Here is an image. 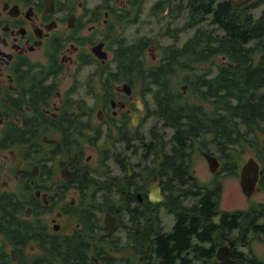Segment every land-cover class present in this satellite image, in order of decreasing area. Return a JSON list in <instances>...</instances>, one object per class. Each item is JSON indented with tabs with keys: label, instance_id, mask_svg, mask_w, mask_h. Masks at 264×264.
<instances>
[{
	"label": "flooded vegetation",
	"instance_id": "obj_1",
	"mask_svg": "<svg viewBox=\"0 0 264 264\" xmlns=\"http://www.w3.org/2000/svg\"><path fill=\"white\" fill-rule=\"evenodd\" d=\"M133 4L0 0V264H157L154 241L176 222L165 229L152 218L169 211L184 185L169 168L168 126L155 113L152 82L131 80L135 61L122 60L143 41L133 37ZM146 40L144 55H154L156 41ZM86 67H95L91 83L105 96L74 98ZM119 69L128 77L112 79ZM260 164V191L251 196L241 170L229 175L247 204L225 209L220 201L211 216L215 230L206 243L215 259L228 245L233 259L264 261L252 251L264 243V200L251 202L264 192ZM154 186L159 201L151 198ZM249 212H256V232ZM107 213L117 220L111 230ZM192 242L201 241L194 234Z\"/></svg>",
	"mask_w": 264,
	"mask_h": 264
},
{
	"label": "trees",
	"instance_id": "obj_2",
	"mask_svg": "<svg viewBox=\"0 0 264 264\" xmlns=\"http://www.w3.org/2000/svg\"><path fill=\"white\" fill-rule=\"evenodd\" d=\"M144 1L131 0L138 13ZM170 2L175 6L172 15L184 13L186 22L176 29V34L168 32L174 42L162 49L159 63L154 65L144 58L146 39L122 60L135 61L131 80L152 82L155 113L172 130L169 168L174 169L175 175H183V191L168 203L169 211L176 216L174 230L154 241L156 262L208 264L216 258V249L202 244L210 240L215 230L211 216L219 212L223 185L220 179L211 184L200 182L191 170L193 149L188 150L199 143L201 149L218 154L223 163L220 171L228 175L238 171V161L247 145L264 160V9L259 16L251 11L264 5V0L247 7L232 0H162L152 10L160 12ZM208 19L212 30L197 29L184 44L177 45L181 31ZM219 56L225 61H218ZM124 65L128 68L130 63ZM125 77L128 72L123 69L112 74V79ZM181 83L187 84L186 93ZM185 198L195 201L185 205ZM248 222L249 227L253 226L252 232L260 230L256 212H249ZM152 223L161 225L158 215L153 216ZM194 234L201 245L193 244ZM187 252L191 258H182ZM236 260L262 264L259 259Z\"/></svg>",
	"mask_w": 264,
	"mask_h": 264
},
{
	"label": "rangeland",
	"instance_id": "obj_3",
	"mask_svg": "<svg viewBox=\"0 0 264 264\" xmlns=\"http://www.w3.org/2000/svg\"><path fill=\"white\" fill-rule=\"evenodd\" d=\"M155 1H160V0H145L143 2L142 7L139 9L138 15H136L137 16L136 17L137 25H135L136 34H133V37L137 38V40H139L140 38L142 39L150 38L156 41L153 44L154 45L153 48H155L153 52L155 54L152 55L150 52H147L144 56L147 62L153 63L154 65L159 63V61L162 59L161 56L162 46L170 45L171 43L174 42V40L170 38V36H167L166 34H168L169 31L173 34H176L177 33L176 29L178 27H182L186 22L184 13L179 12V14L172 15L173 9L175 8V6L172 5L173 2H170V5L167 4L165 8L160 12L159 10H157L155 13L154 10L152 12L151 5ZM263 9H264V5L256 7L251 11L256 16H259L262 13ZM154 16H157V18H155ZM212 28L213 25L208 19L206 22L201 23L193 28L187 29L185 31H181L180 32L181 34L179 36L180 37L179 42H177V45L179 46L184 44V42L188 38L192 37L196 33L197 29L212 30ZM218 60L219 61L221 60V56L218 57ZM94 71H95V67L94 68L86 67L83 71H81L78 80H81L82 83L79 86L80 88L75 92V94H73L75 99L79 100L84 98L87 100L88 99L92 100V98L97 99L99 97L105 96V93L103 94L99 90L97 83L96 84L91 83V80L97 79L95 76H93ZM184 84L185 83L183 84L181 83L180 87L183 86ZM139 85L140 84H138V87H141ZM139 89L140 88L137 89L138 93H139ZM149 103L151 107L154 106V102L151 99ZM171 135H172V130L168 128V132H167L168 139L171 137ZM246 147L247 148L245 154L244 155L242 154L241 160L238 161V166H239L238 175L243 165L250 157H254L260 163L261 162L264 163V160L260 159L261 155H259L258 151L255 148L249 145H247ZM192 149L193 152L191 156V163H192L191 170L193 175L202 183L209 184L210 182H213L217 179H220L222 181L223 191L221 196V207L225 209L233 208V207H245L247 203L244 201V199L246 197L241 193V190L237 183L238 179H235L234 176H229L226 172H222V171L213 173L209 168L208 161L205 159V157L202 154L204 150L200 148L199 143H196L191 148H189L188 152H190ZM260 170H261V164H260ZM262 200H264V192L258 193L257 195L253 196L251 202L253 203L261 202ZM194 201L195 199L193 198L183 199V203L185 205H191L194 203ZM160 215H161L159 216L160 223L161 225H163L165 229H170L174 224V222H176L174 215L170 211H165V209H162ZM196 245H201V244L199 243ZM202 245L210 246V244L208 243L207 244L203 243ZM252 248H253L252 250L253 253L256 254L259 258L264 257V243L260 241L255 242L254 244H252ZM189 253L190 252L185 253V256L191 258L192 255ZM259 260L263 261V259H259ZM217 261H218L217 259H214V261H211L208 264H218Z\"/></svg>",
	"mask_w": 264,
	"mask_h": 264
},
{
	"label": "water",
	"instance_id": "obj_4",
	"mask_svg": "<svg viewBox=\"0 0 264 264\" xmlns=\"http://www.w3.org/2000/svg\"><path fill=\"white\" fill-rule=\"evenodd\" d=\"M257 0H234V3L239 6L247 7L254 3ZM97 50H101V46L96 47ZM97 56L100 58H106L107 55L105 53L101 54L97 52ZM187 84L182 86L184 92L187 90ZM203 156L208 161L209 168L213 173L218 172L222 167V162L219 157L213 153L208 151H204ZM241 184L245 193L248 196L260 191L259 180H260V164L254 157H250L241 169ZM159 195V196H158ZM151 198L154 201H159L163 197L160 195L159 189L156 190L155 186L151 193ZM117 220L111 213H107L105 217V224L108 230L114 228ZM217 263L218 264H242L238 260L230 257V248L228 245H224L218 248L217 250ZM264 264V261H263Z\"/></svg>",
	"mask_w": 264,
	"mask_h": 264
}]
</instances>
